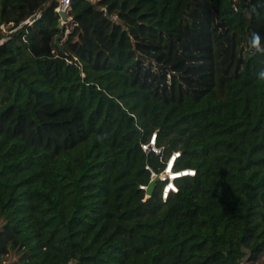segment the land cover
Wrapping results in <instances>:
<instances>
[{"label": "trees", "instance_id": "1", "mask_svg": "<svg viewBox=\"0 0 264 264\" xmlns=\"http://www.w3.org/2000/svg\"><path fill=\"white\" fill-rule=\"evenodd\" d=\"M58 6L0 0V263L264 264V0Z\"/></svg>", "mask_w": 264, "mask_h": 264}, {"label": "built area", "instance_id": "2", "mask_svg": "<svg viewBox=\"0 0 264 264\" xmlns=\"http://www.w3.org/2000/svg\"><path fill=\"white\" fill-rule=\"evenodd\" d=\"M59 2V6L58 8L56 9V12L59 14L60 12H64V13H67L68 9H69V6H70V0H58ZM25 23L31 25V21L30 20H27ZM154 141H155V135L152 136V138L150 139V144L149 146L151 148H154ZM145 147H143L144 149ZM178 157V154L177 153H174L172 154L167 162H166V165L170 164L171 161L175 160V158ZM169 166V165H168ZM162 175H164V177H162ZM161 175V180H165L166 183L165 185L163 186L162 188V193H161V198L162 200H165L167 198V195L170 193V192H173V193H176L177 192V188L175 186V180L178 179V178H181L182 176H194V171H191V170H184V171H180V172H177L175 173L173 170L171 169H168L166 168L165 166V170L163 171ZM153 177H156L154 174H152ZM140 189H143V190H146L147 187H140Z\"/></svg>", "mask_w": 264, "mask_h": 264}, {"label": "water", "instance_id": "3", "mask_svg": "<svg viewBox=\"0 0 264 264\" xmlns=\"http://www.w3.org/2000/svg\"><path fill=\"white\" fill-rule=\"evenodd\" d=\"M66 15H67V13H64V12H60V13H59L60 21H59V23H58L57 28L60 29V30H62V31H63V24H64V21L66 20ZM56 44L60 47V45H59L58 42H57ZM60 50L63 52V49H62L61 47H60ZM156 179H157V178L155 177V179L152 180V181L149 183V185L147 186V189H146V196H147V198H149V197L152 195V190H153L154 184H155V182H156Z\"/></svg>", "mask_w": 264, "mask_h": 264}, {"label": "clouds", "instance_id": "4", "mask_svg": "<svg viewBox=\"0 0 264 264\" xmlns=\"http://www.w3.org/2000/svg\"><path fill=\"white\" fill-rule=\"evenodd\" d=\"M259 36H258V34H254L253 35V44H254V46L255 45H257L258 43H259ZM177 158V157H176ZM175 158V159H176ZM174 162H175V160H173V161H171L170 162V164H169V162H168V164L166 165V168H168V169H171V170H173V166H174ZM169 165V166H168ZM189 176V175H188ZM183 177V176H182ZM185 177V176H184ZM191 177V176H190Z\"/></svg>", "mask_w": 264, "mask_h": 264}, {"label": "rangeland", "instance_id": "5", "mask_svg": "<svg viewBox=\"0 0 264 264\" xmlns=\"http://www.w3.org/2000/svg\"><path fill=\"white\" fill-rule=\"evenodd\" d=\"M64 30H65V25L63 24ZM162 177H164V175H162ZM160 177V178H162ZM15 257H7L5 258L0 264H11L12 262L15 261ZM240 264H249L247 263L245 260H243Z\"/></svg>", "mask_w": 264, "mask_h": 264}]
</instances>
